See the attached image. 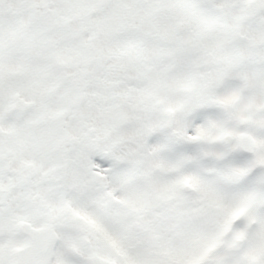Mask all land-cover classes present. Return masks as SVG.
Segmentation results:
<instances>
[{
	"label": "snow or ice",
	"instance_id": "obj_1",
	"mask_svg": "<svg viewBox=\"0 0 264 264\" xmlns=\"http://www.w3.org/2000/svg\"><path fill=\"white\" fill-rule=\"evenodd\" d=\"M0 264H264V0H0Z\"/></svg>",
	"mask_w": 264,
	"mask_h": 264
}]
</instances>
